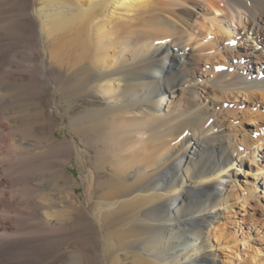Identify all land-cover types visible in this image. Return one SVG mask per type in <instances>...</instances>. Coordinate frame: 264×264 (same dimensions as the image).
<instances>
[{
	"label": "bare ground",
	"instance_id": "1",
	"mask_svg": "<svg viewBox=\"0 0 264 264\" xmlns=\"http://www.w3.org/2000/svg\"><path fill=\"white\" fill-rule=\"evenodd\" d=\"M159 2L0 0V13L5 6L21 13L16 20H0V31L6 34L0 35V264H95L93 256L66 249L70 237L87 230L84 224L77 229L67 225L72 206L83 213L78 203L63 193L59 203L62 199L70 204L68 215L62 210L50 212L56 197L46 190L48 186L29 183L31 174L50 171V182L63 185L69 179L61 168L72 159L87 164L89 152L72 140L40 154H20L21 149L28 150L24 139H35L44 147L50 139L33 134L38 127L54 125L45 109L39 110L36 97L49 90L56 94L63 84L68 100L89 92H101L108 98L107 105H95L80 114L69 103L72 131L86 137L104 129L111 145L122 150V159L109 165L115 181L101 186L99 196L95 191L100 167H87L83 178L90 204L97 197L95 206L85 214L95 237L100 235L97 260L105 264H218L212 238L221 223L217 218L222 209L233 218L234 200L243 208L256 207L248 205L250 200L261 206L250 193L239 196L234 182L226 184L232 182L236 162L244 165L251 160L252 166L257 165L259 155L254 149L264 144V131L246 138L233 124L216 121L217 109L214 112L205 102H222L258 85L241 82L238 89L230 82L207 86L205 81L203 85L187 81L199 63L196 53L187 51L194 30L213 27L203 20L194 22L203 15L182 4L196 11L223 13V18H211L219 32L238 23L245 32L244 56L253 58L264 50V0ZM123 18L128 20L124 23ZM170 40L173 48L166 43ZM250 51L255 53L248 54ZM72 52H79L75 61H69L74 58L69 56ZM67 54L71 59H66ZM43 55L47 59L40 62ZM178 55L187 56V62L182 63ZM64 59L70 64L68 69ZM257 64L264 65V60ZM240 65L233 62L230 68L264 75V66ZM17 73L31 76V81L13 80ZM263 85L259 89L264 90ZM168 92L173 99L164 105ZM54 133L52 128L51 137ZM238 136L241 138L235 139ZM191 141L195 148L190 152L186 145ZM104 144L101 141L96 146L102 149ZM144 147L146 161L140 163L136 154ZM138 163L136 175L126 177L124 164L133 167ZM262 167L251 170L262 176ZM260 179L264 181V177Z\"/></svg>",
	"mask_w": 264,
	"mask_h": 264
},
{
	"label": "rangeland",
	"instance_id": "2",
	"mask_svg": "<svg viewBox=\"0 0 264 264\" xmlns=\"http://www.w3.org/2000/svg\"><path fill=\"white\" fill-rule=\"evenodd\" d=\"M160 1L161 2L159 3L163 2L162 4H165V0H160ZM203 1L204 0H202V2ZM182 5L184 7H187L188 9L193 10L196 13L200 12L201 15H203V16L195 17L194 22L197 21L199 22L203 20L204 23H208L211 27H213L212 30L210 31L203 30L199 28V26H198L199 30L198 29L194 30L195 33L194 41L190 42V45H188L187 47V51L190 54L196 53L195 58L199 60V63L197 64L198 68L194 70L193 76L191 78H188L187 81L190 80L189 83H191V85H197L198 83L200 84L202 83L203 85V81H205L206 84L204 85L207 86H213L215 83L230 82L233 83L235 86L238 85V89L241 88L240 85L241 82H247V83L249 82L248 84L258 85L254 89L249 88L248 90L244 91L242 94H239L238 92L233 93V95L229 94L230 99L226 98L222 102L215 103L212 102L210 99L205 100V102H207L212 106L214 112H216L217 109L218 112H216V114L219 118L217 117L218 120L216 119V121L221 123L224 122L227 126L233 124L232 125L233 127H237L238 130L243 131V135L246 138L251 137L253 134L256 135L261 131H264V97L261 95V93L264 94V90L259 89V86L264 84V75L255 74L256 76H252V74H249V72L245 68L244 70L243 68L239 70H232L233 68L232 69L230 68V66L233 65V62H235L236 64L238 61L241 64L240 66H252V67L264 66L261 64H257L258 61L260 62L261 60H264L263 58L264 50L260 53L259 52L255 53L252 51L247 52L248 54L255 53L254 55L256 57L253 58L245 57L244 56L245 52L241 47L242 37L245 35V32H243V30L238 25V23H235L236 25L235 27H230V29L226 28L225 31L222 30L219 32L217 26L214 24V22L211 21V18L212 17L214 18L215 16L217 18H223L225 16L223 13H219V14L211 13L209 12V9L208 11L207 9H204L203 11L202 10L196 11L194 10V8H192L187 4H182ZM174 7L177 8V5H175ZM1 13H0V20L12 21L18 19L21 16L20 9L12 8L10 6L9 7L5 6V8L3 7ZM140 13L143 14L144 11H140ZM127 20H128L127 18H123L122 21H124L125 23V21ZM243 23H245L244 20ZM109 28H113V26ZM226 31H228L227 33L229 36L227 35ZM4 33L5 32L0 31L1 36H5L6 34ZM166 43L168 46H170V48H173L172 40L167 41ZM261 49H263V47ZM72 53L69 54V56L72 57L73 55L74 58L73 57L72 58L74 60L71 59L68 56V54L66 55L67 58L66 57L65 58L67 60L71 59L69 61H75L78 53L76 54L74 52ZM46 59L47 56L43 55L42 58L40 57L39 60L40 62H42L43 60ZM66 59H64L63 66L65 69H68L69 67L67 66H69L70 64L68 61H65ZM178 59L181 62L183 61L182 63L187 62V56L182 57L181 55H178ZM75 67L78 66L76 65ZM190 67L191 66H188V70L190 69ZM29 79H31V76L22 75L20 73H17L13 78V80H17L19 83L23 82V84H28L31 81V80L29 81ZM244 84L245 83H243V85ZM65 86L66 85L63 84L61 86V91L57 92L56 94L54 90H49L46 93H42L43 95L36 97L37 99L36 102L40 106L39 110L45 109L46 115L48 117L47 119L49 120L50 123H54V125L52 127L51 126L45 128L38 127L36 128V130L34 129L33 134L35 133L34 135L36 137L38 138L50 137V139L46 141L45 147L42 146L35 139H31V138L24 139L22 143L24 147L28 148V150L21 149L20 154L22 156L40 154L48 151L49 149H52L53 147H57L58 145L71 142L72 140L78 141L79 144L82 146V148L89 152V154H87L88 156L87 164H82L78 159H72L71 162L67 163V165L61 168V170L64 172V175L68 177L69 182L66 181L63 183V185L56 186L55 182H50L51 174L49 171L46 174L44 172L34 173L35 175L31 174L29 176L30 177L29 183L38 188H43L48 186L46 187V190L49 192L51 196H53L54 198L56 197L55 198L56 200L53 201L56 205L54 204L52 206L54 210L51 209L49 210L50 212L51 211L60 212L61 210L64 213L69 212L68 209L70 204L65 203V201H63L62 199L61 202L59 203L60 201L59 197H62L63 193L72 196L73 200L76 203H78V207L82 208L84 214L82 212L79 213L76 210L78 209L76 206H72V207L70 206L71 210L69 215L72 214V216L70 222H68L67 225L77 229L79 225L81 226L82 224H84L87 227V230H85L83 233L81 232L82 234L80 232H77L75 235L70 237L71 239L69 238L70 240L68 239V241L66 242V249H68V251L71 252L74 251L81 252V253H86L87 256L90 255L93 256L95 258L93 263L95 264H105L101 260H97L95 255V251L101 249V243L97 241L100 239V235H98L97 238L95 237V233L91 231L92 229L91 224H89L88 218H86L85 216V214L88 215L89 210H91L95 206L94 202H96L97 197H93L94 201H92V203L90 204L88 200L89 196L87 193V188L83 178L86 175L87 167H90L93 170H96V168L100 167V171L97 174L98 178L96 180V191H95L96 196H99L102 193V189H103L101 186L109 184L112 181H115L114 173L111 171L112 168L109 165H112L115 162L116 158L122 159L121 157L122 150L121 148H116L111 145L112 139L108 137L106 133L108 131L104 129L98 132L99 134L97 132H94L95 134L92 133L90 136H86V137L81 136L80 134L72 131V129L68 124L69 103L73 106L75 113L80 114L85 112V110L87 111L96 108V106L103 107L104 105H107L108 98H106V96L101 92L98 93L89 92L80 95V97L78 96L72 98L73 101L71 99L68 100V98L64 95ZM177 92L180 91L178 90L175 93ZM164 97H165L164 105H166L168 102H170L173 99L172 94L169 92L166 93ZM52 128H54L55 137H51ZM238 138L240 139L241 136H238L235 139ZM101 141H103V143L105 142V144L103 145L102 149H99L96 145L98 144V142ZM186 146H188V150L191 152L192 149L195 148V142L191 141ZM204 150L206 151V148ZM254 151L259 155L256 160L257 165L252 166L251 160H246L244 165L243 164L241 165L240 164L241 162L240 163L236 162L233 170L231 171L234 176L232 178V182H228L226 185L230 186L234 182V184L237 186L236 189H238L237 192H239L240 194L239 196L242 197V194L250 193L253 197L256 196V199L260 201L261 206L257 207L258 205H256V203L253 200H250L248 202V205L249 206L251 205L253 207L256 206V207L250 208L246 206L245 208H243L239 200L238 201L234 200L233 201L234 213H232V215L234 216L233 218H230L229 215L231 214L227 213L225 209L223 210L221 208L222 216L219 217L220 219L217 218V221L221 223L220 224L218 223L217 225L218 230L215 237L212 236L213 237L212 244L214 246L213 252L214 254L218 255V260H217L218 264H264V189H263L264 181L260 179L261 177H264L263 176L264 173L262 174V176L261 174H258L256 176L255 172H253V170L264 165V144L261 146V149L258 150L257 148L256 150L254 149ZM145 154H147V148L144 147L142 151L136 154V156L139 158L138 162L141 163V161L143 162L146 161ZM115 155H118V157H115ZM62 160H64V158H57V161H62ZM100 160L102 162L99 163L100 164L99 165L98 162ZM185 161H186L185 158H183V163H185ZM125 164L124 167L127 170L126 177L128 178L129 176L134 177L141 165L138 163L137 165L131 167ZM106 165H108L107 167L109 168V172L105 170ZM262 168L264 170V167ZM214 184H216V191L217 193H219L218 181L214 182ZM254 184H256V186H254ZM239 186H241L243 190L239 189L238 188ZM252 191H256V192L254 193ZM65 206L68 208L66 209ZM63 209L67 211H64ZM66 214L68 215V213ZM83 216H85V218H83ZM54 223H58V222H54ZM223 224L225 225L222 227L221 225ZM205 229L207 232H209L208 231L209 227L207 225L205 226ZM218 237L220 239L216 240V238ZM209 251L211 252V250H208V252ZM124 264H127V262H124Z\"/></svg>",
	"mask_w": 264,
	"mask_h": 264
}]
</instances>
